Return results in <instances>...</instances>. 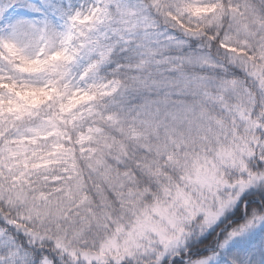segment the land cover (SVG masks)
Segmentation results:
<instances>
[{
    "label": "snow or ice",
    "instance_id": "obj_1",
    "mask_svg": "<svg viewBox=\"0 0 264 264\" xmlns=\"http://www.w3.org/2000/svg\"><path fill=\"white\" fill-rule=\"evenodd\" d=\"M0 264H264V0H0Z\"/></svg>",
    "mask_w": 264,
    "mask_h": 264
}]
</instances>
